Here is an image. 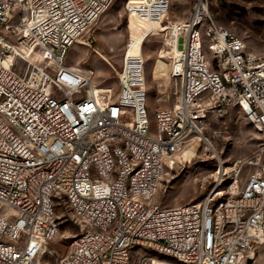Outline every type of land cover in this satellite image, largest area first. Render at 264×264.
<instances>
[{"label": "built area", "instance_id": "1", "mask_svg": "<svg viewBox=\"0 0 264 264\" xmlns=\"http://www.w3.org/2000/svg\"><path fill=\"white\" fill-rule=\"evenodd\" d=\"M110 2L0 0V264H44L65 222L77 231L59 264H242L264 243V147L233 164L225 191L222 176L199 202L154 196L212 116L238 106L264 140V52L219 24L209 0L184 21L168 18L171 0H127L129 22L165 32L178 85L153 124L132 37L116 98L94 66L67 61L77 42L92 46Z\"/></svg>", "mask_w": 264, "mask_h": 264}, {"label": "rangeland", "instance_id": "2", "mask_svg": "<svg viewBox=\"0 0 264 264\" xmlns=\"http://www.w3.org/2000/svg\"><path fill=\"white\" fill-rule=\"evenodd\" d=\"M127 0H111L100 15L90 34L95 40L92 46L83 41L72 46L67 61L75 66H94L97 83L111 88L114 98L120 88L118 72L123 68L127 42L138 37V29L131 26L132 19L143 20L129 13ZM194 0H171L169 19L186 20L192 11ZM210 10L222 26L242 37L252 50L264 52V0H209ZM164 23L161 24V26ZM97 49L98 52L95 50ZM166 35L161 28L147 35L143 41L151 121L155 124V111L173 106L178 98V85L170 77ZM164 50V51H163ZM160 65H159V64ZM264 147L252 122L238 106H232L223 116H212L203 130V137L195 145H188L183 152L169 161L154 202L165 206H178L203 200L223 176L217 190L225 191L233 173V164L249 157ZM59 237L50 242L43 256L44 264H59L70 248L77 231L69 222L62 224ZM251 252L254 256L251 258ZM242 264H264V243H258Z\"/></svg>", "mask_w": 264, "mask_h": 264}, {"label": "bare ground", "instance_id": "3", "mask_svg": "<svg viewBox=\"0 0 264 264\" xmlns=\"http://www.w3.org/2000/svg\"><path fill=\"white\" fill-rule=\"evenodd\" d=\"M143 22L144 23H142V25L140 27L139 21L136 20L135 18L132 19L131 26L136 27L138 29V37L135 40H133V43L130 47V51H132V52H137L139 50H142L143 41L147 37V35L149 34V31L151 30V27L153 26L152 23L145 22V21H143ZM165 54L168 57V63H169V61H170L169 56L167 55V53H165ZM201 137H203V134L201 135ZM253 256H254V252H251V258Z\"/></svg>", "mask_w": 264, "mask_h": 264}]
</instances>
